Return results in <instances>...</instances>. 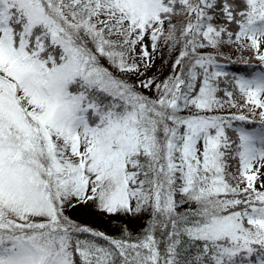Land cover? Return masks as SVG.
Here are the masks:
<instances>
[{"label":"snow or ice","instance_id":"obj_1","mask_svg":"<svg viewBox=\"0 0 264 264\" xmlns=\"http://www.w3.org/2000/svg\"><path fill=\"white\" fill-rule=\"evenodd\" d=\"M0 264H264V0H0Z\"/></svg>","mask_w":264,"mask_h":264},{"label":"trees","instance_id":"obj_2","mask_svg":"<svg viewBox=\"0 0 264 264\" xmlns=\"http://www.w3.org/2000/svg\"><path fill=\"white\" fill-rule=\"evenodd\" d=\"M228 51L227 49L225 50ZM236 58L235 55L232 57ZM252 65H256V61H250ZM160 67V62L157 61L156 68L153 71H156L157 68ZM151 74V73H150ZM69 215L72 216L73 219L77 220L80 223L91 225L93 228L104 231L108 235H116V224L119 218H108L102 217L90 208H77L69 212ZM143 224V221H129V226L135 231L138 230L139 227Z\"/></svg>","mask_w":264,"mask_h":264}]
</instances>
